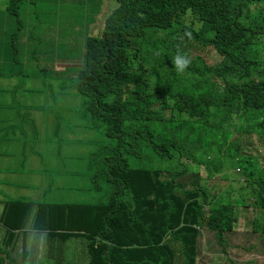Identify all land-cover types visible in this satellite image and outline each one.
<instances>
[{
    "label": "trees",
    "instance_id": "16d2710c",
    "mask_svg": "<svg viewBox=\"0 0 264 264\" xmlns=\"http://www.w3.org/2000/svg\"><path fill=\"white\" fill-rule=\"evenodd\" d=\"M24 2L10 0L7 7L21 34L26 21L15 10ZM252 3L255 9L247 6ZM101 20V34L86 38L76 69L75 89L86 110L108 125L109 138L121 134L168 160L179 154L197 170L113 166L116 191L107 203L11 201L3 204L1 223L8 236H26L35 211L32 230L48 243L83 239L86 264H197L202 232L223 245L237 222L235 209L243 203L248 208L247 198L230 194L240 192L226 175L231 161L264 216V155L243 154L246 144H239L240 136L250 135L264 150V0H116ZM17 39L0 46V78H13L25 66ZM39 43H23L21 51L42 59L45 38ZM203 48L217 52L220 61L208 65L199 54ZM178 54L191 60L183 72L174 62ZM198 87L205 92L194 91ZM195 153L199 159L190 158ZM215 176L228 182L227 194L202 183ZM117 187L128 201L119 200ZM2 249L0 244V264ZM28 252L24 246L23 255Z\"/></svg>",
    "mask_w": 264,
    "mask_h": 264
},
{
    "label": "rangeland",
    "instance_id": "374dc122",
    "mask_svg": "<svg viewBox=\"0 0 264 264\" xmlns=\"http://www.w3.org/2000/svg\"><path fill=\"white\" fill-rule=\"evenodd\" d=\"M4 1L8 7L9 0ZM115 3L116 0H26L15 10L19 20L34 23L36 32L45 38L46 45L43 47L47 55L40 59L39 54L35 53L36 59H32L26 50L21 51L24 45H18L19 62L25 64L18 72L22 74H14L15 77L4 80L0 78V88L8 90L7 94H0V102L29 109L26 114L11 115L20 118L16 126L10 128L8 141L11 152L9 169L15 170V174L14 180L1 181L0 196L6 193L11 200L23 198L21 201L35 204L99 205L107 203L116 191L112 182L115 178L110 174L113 166L126 165L130 169L147 167L164 171L197 170V164L184 163L179 154L175 155V159L168 160L153 154L145 143H139L138 146L131 144L129 138L122 139L121 134L109 138L108 125L88 113L83 96L75 89L76 69L82 61L85 40L101 34V19L107 10L115 8ZM247 6L256 8L254 3ZM33 10L38 11L42 18H34L30 13ZM31 34H21L11 10L6 12L5 23L0 18V46L6 43L8 47L13 40L27 38ZM56 34L60 35L61 45H55ZM199 54L208 65L218 63L221 59L211 49L203 48ZM42 68L47 70L46 73L42 74ZM193 89L205 92L199 87ZM212 89L217 92L215 87L212 86ZM30 117L31 120L28 119ZM13 133L17 137H13ZM239 139V144H246L240 148L243 154L264 155V150L253 136L242 135ZM194 156L199 159L197 153L190 158ZM226 175L232 187L240 191L238 195L234 190L230 193L233 200L247 198L245 202L248 208H244L243 203L235 209L237 222L233 224L232 232L226 236L223 245L218 243L212 232H202L198 239L197 264H264L263 212L254 204L256 198L250 196L247 182L242 174L235 171L233 161L227 165ZM202 183L212 193L227 194L229 191L225 187L228 182L219 180L218 176L212 180L204 177ZM11 185H15L12 191L9 189ZM117 192L119 200H129L128 194L119 187ZM34 212L29 222H32ZM259 227L257 232H253ZM29 238L28 235L26 240L29 241ZM45 240V236H41V240L33 241L32 237L29 241L28 250L40 251L38 260L26 254L31 262H43L42 250L48 252L52 247ZM83 243V239H78L74 244L68 243L65 248L68 259L64 264H69L70 257H74L70 264H80L87 258ZM54 252V260L61 264L57 259L58 246ZM3 261L1 258V263ZM48 264H52V259L49 258Z\"/></svg>",
    "mask_w": 264,
    "mask_h": 264
},
{
    "label": "crops",
    "instance_id": "0c3cea01",
    "mask_svg": "<svg viewBox=\"0 0 264 264\" xmlns=\"http://www.w3.org/2000/svg\"><path fill=\"white\" fill-rule=\"evenodd\" d=\"M5 4L6 3L4 0H0V18L2 19V21L4 23L6 20V12H7V5H5ZM30 13L34 18H42L41 15L38 13V11L33 10ZM23 30L24 31L22 34H24L26 32H30V33H33L35 35H38V40L33 39L32 37H30L28 40L26 38L19 39V41H18L19 45H23V43H26V45L28 43H31V45H40L39 40L43 39V37L40 33L36 32V28H35L34 23H31L30 21H28V22L26 21V25L24 26ZM56 35H59V34H56ZM58 37H60V35ZM59 40L61 42V38L55 39V42H56L55 45H58ZM3 45H7V44L4 43ZM22 60H27V58L22 59ZM3 80H4V78H3ZM3 84H5V83H3ZM0 91H2L3 93H6V94L8 92V90H3V87L0 88ZM1 104H6V103L4 102ZM28 110L29 109L13 107L11 105L10 106L9 105H0V184H1V181H3V180L8 181V182L11 180H14L13 175L15 174V170L9 169L11 152H10V146L8 145V141H10V138H9L10 136H7V132H8V127L9 126H12V127L16 126V121H19L20 118L18 116H11V115L26 114L28 112ZM3 114H6V116H3ZM28 119L31 120V117ZM4 130L6 131V133H4ZM14 186L15 185L9 186L10 191H12L11 188ZM21 199H23V198H19V199L13 198L11 200L10 196H8L6 193H1V196H0V244L3 246V248H7V251H4L2 254V256H4V257H1L5 260L2 264H8L9 260H15V262L13 264H42L43 262L48 264L49 258L53 259L55 256L54 250H55L56 246H58V251H59V257L57 258L58 262L59 263H61V262L66 263L68 256L65 254V248L67 247L68 243H71V244L77 243L78 239L70 240L68 242L62 243V242H60V239L58 237L52 238L51 242L49 241V243L52 245L50 252L49 251L45 252V250H42V253L44 254V259H43V262L40 263V262H36V260H38L37 256H38L40 251L37 253V251L35 252L34 250H32V252H31L30 250H28V246H27L29 244V241L32 240V237H33V241H35V240H41V236H44V235L36 233L35 231L32 230L33 219H32V222H29V221L27 222L26 229H25L26 234H27L26 236H24V233L22 231L16 232L15 237L8 236V231L6 230V228L1 223V212H2V209L4 207L3 204L7 203V202H11V201H21ZM76 204H80V203H76ZM29 220H30V218H29ZM28 235L30 236L29 241L26 240ZM46 240H47V238H46ZM10 241H11V244L8 245V243ZM41 242H43V241H41ZM83 245H84V243H83ZM24 246H26L27 250L29 251L28 255H30L36 259L34 262H31L29 260L30 258L28 259L25 255H23L22 249ZM72 258H74V257H70V261L68 262L69 264L72 262ZM86 263H87V258L85 260H83L80 264H86ZM9 264H11V262Z\"/></svg>",
    "mask_w": 264,
    "mask_h": 264
},
{
    "label": "clouds",
    "instance_id": "9594fccd",
    "mask_svg": "<svg viewBox=\"0 0 264 264\" xmlns=\"http://www.w3.org/2000/svg\"><path fill=\"white\" fill-rule=\"evenodd\" d=\"M174 62L177 67V70L183 72L190 65L191 60L186 56H182L178 54ZM52 264H58L56 260H54V258L52 259ZM61 264L64 263L61 262Z\"/></svg>",
    "mask_w": 264,
    "mask_h": 264
}]
</instances>
